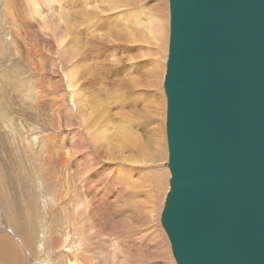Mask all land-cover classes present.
<instances>
[{
  "label": "rangeland",
  "instance_id": "obj_1",
  "mask_svg": "<svg viewBox=\"0 0 264 264\" xmlns=\"http://www.w3.org/2000/svg\"><path fill=\"white\" fill-rule=\"evenodd\" d=\"M21 1L15 0L17 7L24 6L33 12L29 25L11 20L8 3L0 0V235L13 239L23 264H44L45 259L50 264H70L73 262L70 253L82 249L78 222L83 219L89 223L85 218L87 213L83 216L75 205L85 197L81 194L84 187L99 190V186L116 179L124 185L127 174H131L139 189L134 201L139 198V183L146 185L145 177L157 198L153 212L157 215L156 223L144 211L139 231L159 229L165 245L159 260L177 264L160 220L170 179L164 89L170 34L169 0H130L127 4L113 3L111 7L105 0H51L50 3L33 0L42 6L41 15L34 14L29 0ZM50 4L55 8L49 9ZM143 7L156 12L162 27L167 26L160 48L164 65L158 68L155 83L150 82L153 64L148 45L134 39L130 26L123 23V12ZM140 31L144 32L142 28ZM72 66L76 69L75 82L67 78ZM131 72L138 80L137 87L124 80ZM71 83L79 95H74L75 90L71 92ZM153 93L156 95L153 98L159 100L157 111L148 113ZM80 98L85 102L80 104ZM127 116L132 118L134 134L140 137L136 147H131L122 137H111L105 142L95 139V134H106L110 121L118 123ZM152 122L159 125L162 139L159 149L154 146L160 143L153 142ZM132 149L135 153L145 152L139 157V168L124 161L134 153ZM80 186L83 187L79 189ZM3 194L7 195V201L15 197L19 200L22 214L13 221L25 223L32 233L34 251L21 243L22 237L5 217ZM112 207L117 215L124 213L125 221L126 208ZM35 221L38 227L33 233L30 222ZM116 234L115 231L102 233L91 246H96L97 241L106 245L105 239L125 245L119 239L113 241ZM121 259L117 264L135 262L134 258ZM87 260L86 264L94 263Z\"/></svg>",
  "mask_w": 264,
  "mask_h": 264
},
{
  "label": "water",
  "instance_id": "obj_2",
  "mask_svg": "<svg viewBox=\"0 0 264 264\" xmlns=\"http://www.w3.org/2000/svg\"><path fill=\"white\" fill-rule=\"evenodd\" d=\"M164 78L177 264H264V0H169Z\"/></svg>",
  "mask_w": 264,
  "mask_h": 264
},
{
  "label": "bare ground",
  "instance_id": "obj_3",
  "mask_svg": "<svg viewBox=\"0 0 264 264\" xmlns=\"http://www.w3.org/2000/svg\"><path fill=\"white\" fill-rule=\"evenodd\" d=\"M46 1L50 3L51 0H46ZM129 1L130 0H105L107 5H109L110 7L113 3H117V4L126 3L127 4V3H129ZM5 2L8 3V6L10 9L8 11V7H7V10H6V8L4 10L11 12V14H12L10 17L11 20L22 21L23 23H25V25L30 24V21H29L31 18L30 13H33L31 10H30V12H29V10H25L26 8L24 6H22L20 9L19 6L17 7L15 0H5ZM20 2L22 3L21 0H20ZM29 2L31 5V9H33V8L35 9L34 14L40 13V15H41L43 13V10L40 12V9L42 8V6H40L41 7L40 8L39 5L36 2H34L33 0H29ZM52 2L54 4L55 1H52ZM41 3H43V2L41 1ZM45 3H43L42 5L46 6ZM4 7H6V6L4 5ZM53 7L54 6H51V4L49 5V9L50 8L53 9ZM169 7H170V4H169ZM11 9L13 11H10ZM43 9H45V8H43ZM6 11H4V12H6ZM59 11H61V10H58V12ZM53 12H54V10H53ZM24 13H25V15H24ZM34 14H33L32 18L35 16ZM55 15H57V14H55ZM55 15H53V16L55 17ZM123 15H124V18L123 17L122 18H123V21H125L123 23H124V25L130 26V31L132 32L134 39L143 41L148 45L147 49L149 50L148 52H150V54L152 56V62L151 63L153 64V70H152L151 75H150V77H151L150 82L155 83L157 70L161 65H162V67L164 65L163 61H162L161 53H160L161 52L160 48H161V44L163 43L164 37L166 35L167 26L162 27V23L160 21L159 15L156 12H153L146 7H143L140 9H135L132 11L123 12L122 16ZM7 17H8V15H7ZM55 18H57V16ZM35 20H37V19H35ZM141 28L144 30V32L140 31ZM169 36H170V34H169ZM62 42H64V41L62 40ZM143 45H144V43H143ZM168 50H169V47H168ZM145 53H146V51H145ZM74 66H72L73 68L70 70V72L67 76V78L69 77L70 82H75L74 76H75V70L76 69ZM11 73H10V77H11ZM16 77H18V76H16ZM124 80L127 82L135 84V86L138 84V80L136 79V76H135V74H133V72H131L128 76L124 77ZM160 81H161V75H160ZM133 84H132V86H133ZM70 85H71V92L75 90L74 95H79V93H76V89H75L76 86L74 87V83L73 84L71 83ZM127 94H128V92H127ZM155 96L153 93V95L151 97V101H150V110L148 111V113H153V112L157 111V106H158L157 101H159V100H155L156 98L155 99L153 98ZM116 97H117V95H116ZM74 98H77V97L74 96ZM113 100H114V98H113ZM84 102H85L84 98L79 99L80 104H82ZM114 103H116V102H114ZM147 106L149 107V105H147ZM83 107H84V105H83ZM8 108H10V107H8ZM129 116L125 117L124 120L121 119L122 118V116H121V118H120L121 121H117L118 123H111V121H110L106 125L107 126L106 134L105 135L95 134L96 135L95 139L105 142V139H110L111 137H122L124 142H129V143H131V145H130L131 147H136L138 145V143L140 142V137L139 136L137 137V135L134 134V132H133L134 129L131 127V124H130L132 118ZM152 123H154L153 124V126H154L153 142H154V144L157 141L160 143V144H157L154 146H155V149H156V147L159 149L160 145L162 144L159 125H158V123L156 124L155 122H152ZM132 150L134 152V149H132ZM134 153L132 155L124 158V161L127 162V165H128V163H130L131 166H133V167L137 166L139 168V165H138L139 157L141 155H143L145 152L143 154H140V153L134 154ZM146 159H147V157H146ZM64 164H65V162H64ZM125 174H127V173H125ZM118 177L121 178L120 175ZM126 178H127V180H126L124 185H121L119 180L116 179V182L110 181L109 183L105 184L104 186H99V190H96L95 188H94V190H91L92 188H88L87 186L84 187L85 190L81 194L84 195L85 197L77 200L75 202V205L77 207V210L83 216L87 213L85 218L89 221V223L91 224V226L94 229L90 226V224L87 221H85L83 219H81L78 222V224L80 225V228H81L80 232H79V236H80L79 248L81 246L82 249L80 248L81 251H79L77 253H75L73 251H72V253H70L72 255V259H73V262L69 261L70 264L71 263H73V264H86V261H88L87 258L94 262L92 264H117V262L119 260H122L121 257H123L126 261H127V259L130 260V258H134L135 262L133 264H164L163 262H161V260H159V257H161V255L164 253V250H165V245L163 243V237L161 235V231L159 229H154L150 232H146L145 230L139 231V229L141 228L140 221H141V217H142V212L148 211L150 217L154 220V224L157 221V215L153 214L154 207L156 206V201H157L156 195L153 192L154 190L151 188L149 180L145 177L144 181H146V185H145L146 187L139 183L138 186L141 188L139 198L136 201H134L137 194H138L139 189L135 185V183H136L135 179L132 177L131 174H127ZM128 179H131V180H128ZM82 187L83 186H80L78 188L80 189ZM147 187H149V189H147ZM132 189H134L135 192H133ZM87 193H88V195H86ZM2 196L4 198V203L2 201V208L4 210L5 217L7 218L9 224L14 225V232L17 235L22 237L21 243L24 244L26 247H28L29 250L34 251L35 246H34L32 233H30L28 231L25 223H19V222L14 223V221H13L14 218H16L20 214H22L23 209L21 207L19 200L17 199V197H15V198H12L10 201H7V200H5V199H7V195L3 194ZM70 203L65 204L68 206L64 205L66 207V210H68ZM113 205H119L122 210H124L126 208V210H125V221H124V213H123V215L119 216V215H117V213L113 212L114 211V207H112ZM123 221H124V223H123ZM122 223H123V225H122ZM30 225L32 226L31 227L32 232L36 233L37 227H38L36 225V221L30 222ZM113 231H115L117 233L116 237L113 238V241L119 239V243L121 245L124 243L125 245L119 246L116 242L113 243V242H110L109 239H105L104 242L106 245H103V244L99 243V241H97L96 246H91V244L94 243V240H96V237L99 238L102 233H105V232L111 233ZM43 239H45V238L43 237ZM107 241H109L110 243H108ZM14 243L15 242H13V239L10 236L0 235V264H23L24 259L21 257L19 250ZM170 245H171V243H170ZM97 248H99V250H97ZM38 249H39V247H38ZM122 249H123V251H122ZM171 249H172V247H171ZM122 252H124V253H122ZM67 262H68V260H67ZM43 263L44 264H50V262H48L47 259H45L43 261Z\"/></svg>",
  "mask_w": 264,
  "mask_h": 264
}]
</instances>
